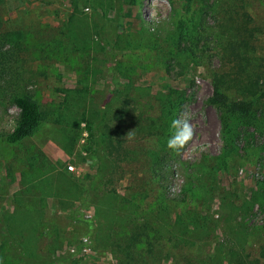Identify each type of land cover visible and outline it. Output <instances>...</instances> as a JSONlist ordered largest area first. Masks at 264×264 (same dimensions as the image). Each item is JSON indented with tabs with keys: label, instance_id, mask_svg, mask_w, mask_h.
I'll return each mask as SVG.
<instances>
[{
	"label": "rangeland",
	"instance_id": "1",
	"mask_svg": "<svg viewBox=\"0 0 264 264\" xmlns=\"http://www.w3.org/2000/svg\"><path fill=\"white\" fill-rule=\"evenodd\" d=\"M208 2L0 0L7 66L0 67V264H124L118 228H127L120 222L127 213L145 215L155 230L150 246L133 248L136 264L264 262V104L257 125L241 128L237 153L226 157L220 114L209 101L213 77L224 70L217 22L229 6L246 12L264 56V0ZM184 22L189 47L177 42ZM17 96L38 104L43 123L32 138L8 144ZM172 104L176 117L188 113L191 126L176 150L167 147L171 133L163 128ZM154 123L155 135L147 128ZM103 131L116 150L114 172L100 180ZM57 172L77 190L58 183L53 197H41L36 188L57 181ZM29 187L31 194L22 192ZM21 206L40 217V232L29 241L2 231V215Z\"/></svg>",
	"mask_w": 264,
	"mask_h": 264
},
{
	"label": "trees",
	"instance_id": "2",
	"mask_svg": "<svg viewBox=\"0 0 264 264\" xmlns=\"http://www.w3.org/2000/svg\"><path fill=\"white\" fill-rule=\"evenodd\" d=\"M205 1L206 0H201V7ZM226 1L233 3V0ZM220 2L221 0H209L207 4L210 8H213ZM115 17L119 20L118 27H123L121 10L115 12ZM224 18L223 22H217V28H215L219 29L221 36L218 42L221 47L220 55L224 70L222 74L213 77L215 90L209 101L218 109L220 114L222 125L221 136L226 150L225 156L228 157L229 155L233 156L237 153L236 142L241 128H244L242 133H245L247 132L245 128L256 126L258 123L256 113L260 112V108L264 104V56L257 55L256 42H258V32L254 28H251L250 24L252 23V18L246 12L238 14L233 10V6H229L228 12H224ZM177 31H179L177 42L180 45L186 42L189 47L193 43V40L191 42L189 41L191 35L188 34L189 28L187 24L185 22L180 23ZM4 55H0V67L6 68V57ZM228 93L233 94L230 95ZM14 104L19 110V115L14 129L5 137V141L8 144H16L32 138L43 123V115L40 108L31 98L17 96L14 100ZM163 114L164 118L166 115L169 121V127L166 124L163 126L165 134H167L168 130H170L171 121L177 118L176 116L178 113L177 110H175L174 104H172L171 106H166ZM119 117L120 115H117L115 118ZM147 128L153 129L155 135V129H157L158 126L154 123L147 126ZM87 129L89 132V139H91L93 137V131L90 128ZM149 134L153 135V132ZM117 144L119 145V142H117ZM115 147L113 140L105 136L103 131V138L100 140L96 150V159L98 163L97 171L99 175L96 177L97 179L101 180L114 172L113 162L115 160H112V156L113 151L116 150ZM127 154L132 155L133 151L130 150ZM153 167L152 165L151 168ZM56 175L57 177L59 176L57 181L46 178L48 181L45 180L42 185H38L36 191L41 197H43V194L45 196L47 193L53 197V195L56 194L54 191L58 188V183L68 182V186L77 190L76 188H78V185L70 181L65 173L57 172ZM25 177L26 178L23 177V179L28 180L32 185L33 182L36 181L33 180L34 177L30 175H26ZM95 179H92L94 183ZM108 179L109 182L112 181L111 178ZM32 187L31 189H33ZM30 191L29 187L28 189L25 188L22 192L30 193ZM17 192L18 194L21 193V189ZM58 196L59 195L56 197ZM252 199L254 200L255 197L253 196ZM253 202L255 201L247 205H252ZM127 206L133 208L132 204H127ZM21 207H24L22 209L25 211L16 209L9 215H2L1 221L6 224L2 231L14 240L16 237H19L22 240L29 241L26 240V238H30V236L34 237L40 232V217L36 216L33 218L27 212V206ZM136 207L137 206L134 205L133 209ZM109 219L112 220V217ZM111 220L107 222L110 225L113 224ZM120 222H122V225H127L126 229L118 228L121 229L120 232L124 234V239L126 240V244L122 247L124 249V264H136L138 262L136 258L132 256L133 248L137 246L140 247L141 242L150 246V235L155 233V230L151 227V224H149L148 218L143 214L133 215L127 213V216L121 219ZM167 225L166 222V226ZM27 230H31L30 233ZM167 231L170 230L167 228ZM120 246L119 244L117 245L118 248H120ZM33 264L37 263L33 261ZM261 264H264V262Z\"/></svg>",
	"mask_w": 264,
	"mask_h": 264
},
{
	"label": "clouds",
	"instance_id": "3",
	"mask_svg": "<svg viewBox=\"0 0 264 264\" xmlns=\"http://www.w3.org/2000/svg\"><path fill=\"white\" fill-rule=\"evenodd\" d=\"M183 119L179 116L171 121L170 135L167 139V147L176 150L181 147L191 136V126L189 124V115L183 113Z\"/></svg>",
	"mask_w": 264,
	"mask_h": 264
},
{
	"label": "built area",
	"instance_id": "4",
	"mask_svg": "<svg viewBox=\"0 0 264 264\" xmlns=\"http://www.w3.org/2000/svg\"><path fill=\"white\" fill-rule=\"evenodd\" d=\"M68 170L71 171L72 170V167H68ZM88 217H89V215L88 216L87 215L85 216V218H88ZM82 242H86V239H82ZM81 252H82V250H81Z\"/></svg>",
	"mask_w": 264,
	"mask_h": 264
}]
</instances>
